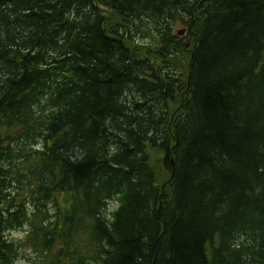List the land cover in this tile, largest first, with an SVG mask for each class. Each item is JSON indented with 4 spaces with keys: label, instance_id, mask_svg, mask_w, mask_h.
<instances>
[{
    "label": "trees",
    "instance_id": "obj_1",
    "mask_svg": "<svg viewBox=\"0 0 264 264\" xmlns=\"http://www.w3.org/2000/svg\"><path fill=\"white\" fill-rule=\"evenodd\" d=\"M26 249L264 264V0H0V264Z\"/></svg>",
    "mask_w": 264,
    "mask_h": 264
},
{
    "label": "rangeland",
    "instance_id": "obj_2",
    "mask_svg": "<svg viewBox=\"0 0 264 264\" xmlns=\"http://www.w3.org/2000/svg\"><path fill=\"white\" fill-rule=\"evenodd\" d=\"M182 29L181 26H177L176 30ZM180 33V30L177 32V34ZM182 35V34H181ZM140 42H146L145 44H150L149 40H143L140 37ZM176 69L181 70L184 74H187V65H188V57L186 55H180L179 60H175ZM154 167L156 169V172L159 173V179L162 180L160 184H163L165 181L168 179V174L162 172L161 166L159 163H155ZM165 187V184L163 185V188ZM69 195H62L60 196V202L62 204H68L69 203ZM28 231V227L22 229V230H17L12 232L9 236L10 238H13L15 240H21L26 237ZM22 255L20 256L19 259L16 260L15 264H40V260L38 257H36L34 254H32V251L29 249H26L25 251H22Z\"/></svg>",
    "mask_w": 264,
    "mask_h": 264
},
{
    "label": "water",
    "instance_id": "obj_3",
    "mask_svg": "<svg viewBox=\"0 0 264 264\" xmlns=\"http://www.w3.org/2000/svg\"><path fill=\"white\" fill-rule=\"evenodd\" d=\"M184 33V31H182V33L181 34H183Z\"/></svg>",
    "mask_w": 264,
    "mask_h": 264
}]
</instances>
